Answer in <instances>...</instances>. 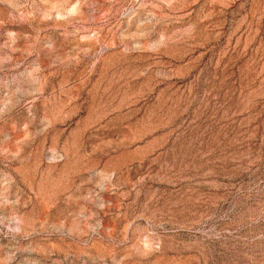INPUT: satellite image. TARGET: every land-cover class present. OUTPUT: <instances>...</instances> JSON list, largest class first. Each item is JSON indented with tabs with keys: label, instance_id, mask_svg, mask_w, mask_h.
<instances>
[{
	"label": "rangeland",
	"instance_id": "374dc122",
	"mask_svg": "<svg viewBox=\"0 0 264 264\" xmlns=\"http://www.w3.org/2000/svg\"><path fill=\"white\" fill-rule=\"evenodd\" d=\"M0 264H264V0H0Z\"/></svg>",
	"mask_w": 264,
	"mask_h": 264
}]
</instances>
